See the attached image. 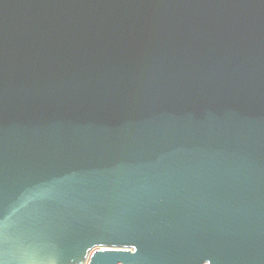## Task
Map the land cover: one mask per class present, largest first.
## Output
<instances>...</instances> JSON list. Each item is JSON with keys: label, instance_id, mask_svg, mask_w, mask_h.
I'll return each mask as SVG.
<instances>
[{"label": "water", "instance_id": "95a60500", "mask_svg": "<svg viewBox=\"0 0 264 264\" xmlns=\"http://www.w3.org/2000/svg\"><path fill=\"white\" fill-rule=\"evenodd\" d=\"M264 264V0H0V264Z\"/></svg>", "mask_w": 264, "mask_h": 264}, {"label": "built area", "instance_id": "2783aa9c", "mask_svg": "<svg viewBox=\"0 0 264 264\" xmlns=\"http://www.w3.org/2000/svg\"><path fill=\"white\" fill-rule=\"evenodd\" d=\"M83 264H88V262H85V263H83Z\"/></svg>", "mask_w": 264, "mask_h": 264}]
</instances>
